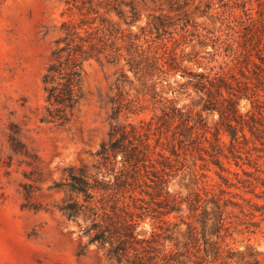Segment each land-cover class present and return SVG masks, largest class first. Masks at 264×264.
<instances>
[{"label": "rangeland", "instance_id": "1", "mask_svg": "<svg viewBox=\"0 0 264 264\" xmlns=\"http://www.w3.org/2000/svg\"><path fill=\"white\" fill-rule=\"evenodd\" d=\"M123 1L131 2L138 11V19L130 28L140 36L138 44L143 50L138 54L146 61L156 58L167 68L166 73L151 79L134 75L126 64L124 48L115 62L104 54L83 60V98L70 122L56 127L40 120L46 105L42 77L50 64L66 56L64 51L53 54L63 47L62 24L77 23L80 16L63 0H0V264H115L101 248L88 243L78 223L68 219L59 205L65 196L60 184L68 169L76 171L84 166L93 172L98 162L96 151L109 139L111 99L117 94L119 74L127 76L126 98L139 111L127 122H132L145 138L154 152L153 161L158 158L157 152L169 156L160 145L155 146L160 137L155 116L161 114V103L168 100H174L193 118L197 114L204 118L205 124L193 131L199 147L210 153L212 134L218 129L219 146L223 155H229L230 139L223 132L219 112L202 108L206 92L211 90L209 85L198 89L182 70H168L172 57L180 60L186 71L203 72L210 79L221 76L236 91L245 86L238 100L243 122H231L242 126L233 152L250 176L233 164L230 169L238 171L241 179L256 183L257 194L220 185L209 155L193 146L178 149L179 156L170 157L176 169L169 190L183 198L196 191L206 199L223 188L227 192L224 198L239 204L244 212L250 211L252 203L261 206L253 212L254 223L250 225L241 223V208L230 203L226 207L225 241L239 250L236 264L251 260L264 264V184L256 179L260 176L264 180V139H255L244 124L250 115L258 116L259 109L264 119V0ZM93 4L98 8L95 1ZM98 14L106 16L116 28H126L114 12L105 14L98 8ZM155 16L171 24L154 42L150 40L154 35L145 36L141 28H146ZM150 85L156 97H152ZM125 119L121 116L122 122L126 123ZM161 141L165 142L164 138ZM228 176L237 182L233 175ZM212 209L209 204L205 218L208 238L212 237ZM165 220L175 225L174 242H182L185 223L192 220L187 205ZM150 223L147 220L149 229ZM247 238L258 251L254 256L248 254L251 248L245 246Z\"/></svg>", "mask_w": 264, "mask_h": 264}, {"label": "trees", "instance_id": "2", "mask_svg": "<svg viewBox=\"0 0 264 264\" xmlns=\"http://www.w3.org/2000/svg\"><path fill=\"white\" fill-rule=\"evenodd\" d=\"M63 1L76 10L80 19L77 23L62 24L63 47L53 54L64 51L66 56L62 61L50 64L42 77L46 105L40 120L56 127H63L70 122L83 98L80 86L81 61L98 59L99 55L104 54L110 62H115L124 48L127 51L126 64L134 75L151 79L167 70L156 58L146 61L138 54L139 50H143L138 44L140 36L133 34L130 28L139 15L131 2ZM94 1L98 8L104 9L105 14L114 12L126 28L120 30L106 16L99 15ZM91 14L94 16L91 17ZM170 24L166 19L155 16L146 28L141 29L145 36L154 35L150 40L155 42ZM167 66L168 70L174 72L182 70L198 89L209 85L211 90L206 92L202 108L207 112H219L223 119V132L230 139L229 155H223L219 146L218 129L212 134L210 153L199 147L193 131L197 125L205 124L204 118L200 114L193 118L181 107H177L174 100H168L161 103V114L155 116L156 129L160 134L155 140V146L160 145L169 156L157 152L158 158L153 161L151 156L154 152L149 149V144L136 132L135 125L127 122L131 115H136L139 111L133 109L126 98L129 95L125 89L129 83L127 76L119 74L115 82L117 94L111 99L113 106L109 114V139L96 151L98 162L93 172L89 173L84 166L76 171L68 169L65 180L60 184L65 196L59 210L68 219L76 221L88 243L101 248L105 256L115 264H236L234 259L239 250L225 241L228 232L226 207L231 203L241 208V223L251 225L254 223L253 212L261 209V206L252 203L249 205L250 211L244 212L239 204L224 198L227 192L223 188H219L218 194H212L206 199L196 191L183 198L178 192H171L168 185L170 178L175 176L173 174L176 169L170 157H178V149L193 146L209 155V162L217 168L220 185L257 194L256 183L249 178L241 179L238 171L230 169L233 164L243 175L250 176L233 152L234 142L238 139L242 126L238 127L231 122H243V116L238 112V100L244 95L242 92L245 86L236 91L221 76L210 79L203 72L186 71L181 61L174 57ZM149 90L152 97L157 96L153 85H150ZM261 112L259 109L258 116L250 115L244 122L257 140L264 139V119ZM121 116L126 117V123L121 121ZM221 157L227 161L228 166ZM228 174L233 175L237 182H232ZM256 179L264 184L262 177ZM183 204L187 205L192 220L185 223L184 240L174 242L175 225L167 224L165 217L181 212ZM209 204L213 206L211 212L214 215V221L209 226L212 235L210 238L207 237L209 232L207 234L205 228ZM147 220L151 222L150 229L146 227ZM247 240L245 246L251 248L248 254L254 256L258 251L252 248L250 239ZM246 264H256V261L251 260Z\"/></svg>", "mask_w": 264, "mask_h": 264}]
</instances>
